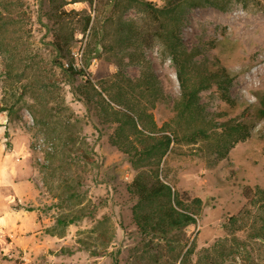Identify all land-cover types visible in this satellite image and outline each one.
<instances>
[{
  "label": "rangeland",
  "instance_id": "1",
  "mask_svg": "<svg viewBox=\"0 0 264 264\" xmlns=\"http://www.w3.org/2000/svg\"><path fill=\"white\" fill-rule=\"evenodd\" d=\"M184 1L185 48L232 74L224 94L199 93L200 120L177 117L175 68L137 0H0V264H264V130L247 109L264 100V3ZM118 91L176 131L158 172L195 222L171 239L132 221L136 171L104 101ZM199 126L207 136L188 141Z\"/></svg>",
  "mask_w": 264,
  "mask_h": 264
},
{
  "label": "trees",
  "instance_id": "2",
  "mask_svg": "<svg viewBox=\"0 0 264 264\" xmlns=\"http://www.w3.org/2000/svg\"><path fill=\"white\" fill-rule=\"evenodd\" d=\"M261 1L264 3V0ZM137 2L149 14L146 25L156 26L153 31L154 35L163 44V51L175 68L180 89V95L173 104L177 117L200 120L198 117L201 116L202 110L198 104L199 93L214 85L224 94L230 86L232 74L222 66L213 68L202 61H197L194 59V53L185 48L180 36L182 20L180 11L184 0H169L168 7L160 9L155 8L151 2L146 0H137ZM203 4V2L195 1L189 3L190 6H202ZM87 23L88 20L85 26ZM127 32L135 38L142 34L136 26H129ZM54 44L58 51H63L65 48V42L55 41ZM68 71L73 72L71 68H68ZM151 78L152 75L145 77L144 90L155 95L157 85ZM89 82L86 77V83ZM93 90L100 95V91L94 88ZM104 101L109 106L111 102L117 107L113 110L117 126L110 140L128 154L129 161L136 171L128 185V191L135 198L131 207L132 221L141 234L152 235L162 240L171 239L174 234L195 222L191 209L175 196L171 186L160 178L158 172L162 157L177 138L176 131L165 129L162 126L157 127L150 114L145 115L137 110L136 105L120 91L108 97V101ZM247 109L252 110L249 115L253 120L262 121L264 130V100L261 99ZM30 110L37 119L35 112L31 108ZM225 121L230 127L229 120ZM230 129L239 135L236 137L237 140H243L247 136L246 132L238 126L233 125ZM186 136L188 141H194L196 137L207 136V134L205 129L199 126ZM133 139L137 142V147L133 145ZM252 192L248 186L243 189V195L248 201L253 200ZM194 201L199 203L200 199L195 198ZM57 222L72 223L73 220L64 221L58 218Z\"/></svg>",
  "mask_w": 264,
  "mask_h": 264
}]
</instances>
